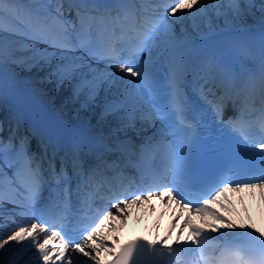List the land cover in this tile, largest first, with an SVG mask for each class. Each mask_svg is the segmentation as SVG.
Segmentation results:
<instances>
[{
    "label": "snow or ice",
    "instance_id": "6c2138e0",
    "mask_svg": "<svg viewBox=\"0 0 264 264\" xmlns=\"http://www.w3.org/2000/svg\"><path fill=\"white\" fill-rule=\"evenodd\" d=\"M256 13L258 47L239 51L259 60L258 77L228 49L197 55L196 41L218 30L250 37L246 17ZM15 69L44 73L21 97L25 103L44 95L36 85L54 84L69 87L87 111L117 78L122 87L101 109L102 118L120 117L110 132L116 143L99 137L94 162L77 138L48 136L33 152L18 120L7 138L0 135V250L12 253L5 264H73V253L87 257L84 264H264V231L211 207L228 191L264 196V0H0V98L17 93ZM189 86L203 104L190 98ZM229 105L234 115L224 120ZM209 113L215 137L203 134ZM137 120L160 128L133 152L126 131ZM114 153L122 159L106 158ZM149 153V167L131 162ZM154 196L181 209L172 227L187 212L176 240L168 243L169 230L117 249L119 237L110 241L107 233ZM185 227L190 234L181 240Z\"/></svg>",
    "mask_w": 264,
    "mask_h": 264
},
{
    "label": "bare ground",
    "instance_id": "6f19581e",
    "mask_svg": "<svg viewBox=\"0 0 264 264\" xmlns=\"http://www.w3.org/2000/svg\"><path fill=\"white\" fill-rule=\"evenodd\" d=\"M259 15V13H256V17H246L247 25L249 27L259 25ZM169 20H171V17H169ZM182 24L187 32L193 36L196 35L192 29V21L185 20ZM175 28L179 32L181 24H176ZM15 71L18 74L17 78L21 81L17 93L15 95L9 93L3 98H0V123L3 124L4 131L11 126L10 123L6 122L7 118H11L8 113L9 108H16L19 104L25 103L21 97L27 98L29 96L28 90L33 86L31 82L44 75V73H38L35 69L32 72L21 69H15ZM36 87L42 88L44 95L35 100H27V104L32 111L57 115L73 128L75 133L84 131L85 129H95L100 134H104L108 139L116 141L115 138L110 136V132L119 124L120 117L112 116L102 118L101 109L104 102L119 95L122 85L118 78L116 85L111 90L105 88L101 91L97 105L87 111L81 109L79 103H74L71 100V89L67 86L59 89L54 84L36 85ZM12 127L15 126L12 125ZM157 128L156 125L154 127L143 125L137 120L135 127L126 131V137L132 142L139 138L150 136L157 131ZM3 132L0 134H3ZM120 139H125V132L120 133ZM213 208L237 224H254L261 231H264V196L261 195L258 189L252 192L228 191L220 197L219 202L213 204ZM157 210L158 207L156 205L149 206L148 202L133 206L130 209V215L127 217L124 226L115 233H107L109 240L111 241L113 236H117L121 240L123 237L140 232L160 239L169 230L171 231L170 237H177L182 226L180 220H176L175 227H172L173 216L171 217L169 212L158 214ZM196 222L200 223L199 217L196 218ZM185 229L186 227L183 229L181 238L187 237V231ZM11 255L12 253L4 255L3 251L0 250V264H5ZM28 255H31V253ZM106 257L102 256L103 259Z\"/></svg>",
    "mask_w": 264,
    "mask_h": 264
}]
</instances>
